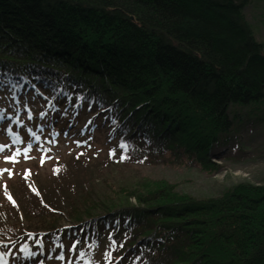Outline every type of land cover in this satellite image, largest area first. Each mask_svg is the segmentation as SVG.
I'll use <instances>...</instances> for the list:
<instances>
[{"label":"trees","instance_id":"16d2710c","mask_svg":"<svg viewBox=\"0 0 264 264\" xmlns=\"http://www.w3.org/2000/svg\"><path fill=\"white\" fill-rule=\"evenodd\" d=\"M248 2L0 0V88L37 94L22 138L38 136L46 157L21 154L22 170L0 177L6 264H36L41 251L57 259L62 247L71 264H264V185L194 198L121 173L184 156L219 168L210 154L231 140L229 107H264V44ZM52 129L64 145L49 154Z\"/></svg>","mask_w":264,"mask_h":264},{"label":"rangeland","instance_id":"374dc122","mask_svg":"<svg viewBox=\"0 0 264 264\" xmlns=\"http://www.w3.org/2000/svg\"><path fill=\"white\" fill-rule=\"evenodd\" d=\"M243 11L247 21L253 28L256 38L264 44V0H249L243 7ZM3 86L0 88V145H5L3 152H0V169H11L15 171H21L20 160L18 163L13 164L11 162H5L4 157L9 156L10 152L7 149H12L14 152L17 148L14 145L13 140L18 137L16 126L12 125V121L5 119V115H13V111L19 108L21 113L19 122L24 121L23 126L20 128L23 136H25V128L28 124L27 118L29 117L26 109L31 112H35L39 108L41 102H37V94L27 90L15 91L14 89L8 90ZM35 88H39V93L48 97V93L41 89L39 84H35ZM21 93V94H20ZM19 97V99H18ZM16 98L20 103H16ZM28 107L26 106V103ZM55 105L58 103L55 100ZM51 105H54L51 103ZM49 106V113L52 114V106ZM249 109H253L250 106H239L237 104L229 107V115L233 117V131L231 134V140L228 145L219 146L210 154V160L219 164V168L213 170L212 167H208L212 170L202 168L200 164L188 161L185 156L181 159H169L165 161H156L153 164H145L141 167H133L131 169H124L121 171L122 175L127 178L133 174V177L129 181H140L142 177L148 180H166L170 184H173L175 189L179 193L188 194L194 198H207L215 197L223 194L225 190L239 183H250L255 185H264V107L259 106L257 114H252ZM236 114L232 115V114ZM11 129V135L8 130ZM52 130L43 133V139L46 142L49 154L55 153L60 148L62 149L64 144H58L53 146L56 142L53 140ZM8 132V133H7ZM51 139V140H50ZM36 141L33 137L31 141ZM30 141V143H32ZM39 141V140H38ZM37 141V142H38ZM25 142V141H23ZM87 143L93 149H98L101 145L98 142H93L90 139H86ZM24 144V143H23ZM60 149V150H61ZM22 151V150H21ZM35 154L28 162L33 159H38V149L35 146L33 151H30L28 155ZM48 154V155H49ZM23 163V162H21ZM27 163V165H29ZM45 167V166H44ZM43 167V168H44ZM39 171L43 172V175L50 173L49 168H39ZM112 173V172H111ZM4 173L2 176L6 175ZM112 176H117L119 173L114 171ZM13 178V177H12ZM15 181V177L13 180ZM125 190V189H124ZM1 194V191H0ZM2 196V195H1ZM0 201L3 200L1 199ZM133 202L134 199H132ZM72 253L68 249L64 250V262L56 259L57 263L53 261V264H70L66 259L71 258ZM92 264H104L98 258H93ZM79 264V263H77ZM126 264V262H124Z\"/></svg>","mask_w":264,"mask_h":264},{"label":"snow or ice","instance_id":"6c2138e0","mask_svg":"<svg viewBox=\"0 0 264 264\" xmlns=\"http://www.w3.org/2000/svg\"><path fill=\"white\" fill-rule=\"evenodd\" d=\"M34 138H35V140H37V141L40 139L38 136H35ZM19 142H20L19 137H16V138L13 140V143H14V144L19 143ZM5 147H6L5 145H0V152H3L4 149H5ZM31 147H32V145H31V144H28V146L25 147V148H23L22 151H21V149L17 148V149L11 154V156H5V157H4L5 162H11V163H13V164L18 163L17 157H19L21 154H23V157H24L25 160L30 159L28 153L30 152ZM128 147H129V146L126 145V144H123V143L120 144V148H122V149L127 150ZM112 154H113V153L110 152V156H111ZM81 155H82V153H81ZM47 158L50 159L51 157H47ZM126 158H127V157H125V156H121V160L126 159ZM45 159H46L45 156H41V158H40V162H41L42 165H43V163L45 162ZM53 171H54V174H55L56 172L59 171V168H54ZM4 173H7L8 176H9V178H11L12 175H13L11 169H0V176H2ZM30 175H31L30 171H29V170H25V173H24V179L27 181ZM4 189H5V196H6L7 199H8L10 202H12L13 205L15 206V201L13 200L12 196L8 193L7 185H4ZM33 191H35V189H33ZM107 258H108L109 260L111 259V253H110V252L107 253ZM57 259H63V256H59V257H57ZM0 260H3V257H2V256H0ZM5 264H6V262H5Z\"/></svg>","mask_w":264,"mask_h":264}]
</instances>
